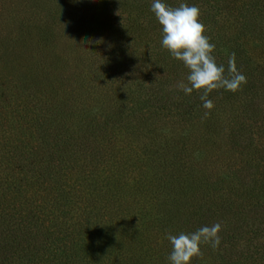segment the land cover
Wrapping results in <instances>:
<instances>
[{"label":"trees","instance_id":"16d2710c","mask_svg":"<svg viewBox=\"0 0 264 264\" xmlns=\"http://www.w3.org/2000/svg\"><path fill=\"white\" fill-rule=\"evenodd\" d=\"M165 2L247 78L208 117L152 0L0 3V264H168L217 222L190 264H264V0Z\"/></svg>","mask_w":264,"mask_h":264},{"label":"clouds","instance_id":"9594fccd","mask_svg":"<svg viewBox=\"0 0 264 264\" xmlns=\"http://www.w3.org/2000/svg\"><path fill=\"white\" fill-rule=\"evenodd\" d=\"M150 10L162 27V47L187 69L185 80L177 84L178 89L185 95H191L194 90L200 92L202 107L207 110L204 116L208 117L214 108L208 98L213 90L236 92L247 83L246 76L236 67L235 53L229 55L227 68L217 63L213 54L216 46L205 35L206 26L200 21L199 7L186 3L173 7L165 0H152ZM221 229L222 224L217 222L190 233H167L166 239L171 245L168 264H190L194 257H202L201 244H209L216 250L221 242Z\"/></svg>","mask_w":264,"mask_h":264},{"label":"rangeland","instance_id":"374dc122","mask_svg":"<svg viewBox=\"0 0 264 264\" xmlns=\"http://www.w3.org/2000/svg\"><path fill=\"white\" fill-rule=\"evenodd\" d=\"M4 1V0H3ZM9 1V0H8ZM11 1V0H10ZM0 3H2V0H0ZM8 16V15H7ZM12 33H14V32H12Z\"/></svg>","mask_w":264,"mask_h":264}]
</instances>
